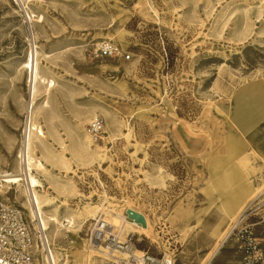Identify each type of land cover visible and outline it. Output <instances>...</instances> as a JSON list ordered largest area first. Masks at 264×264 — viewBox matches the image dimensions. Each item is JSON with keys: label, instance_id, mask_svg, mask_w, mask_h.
<instances>
[{"label": "rangeland", "instance_id": "374dc122", "mask_svg": "<svg viewBox=\"0 0 264 264\" xmlns=\"http://www.w3.org/2000/svg\"><path fill=\"white\" fill-rule=\"evenodd\" d=\"M28 5L36 16L35 44L48 55L39 59L54 82L50 98L58 135L69 145L67 131L77 138L90 134L93 120L104 122L101 137L91 142L101 148L102 158L74 163L67 175L77 187L75 196L57 197L37 174L41 190L57 197L52 208L61 216L99 207L79 228H62L65 237L58 246L69 264H115L128 257L118 250L105 257L106 247L91 241L99 217L120 222L112 228L133 234L137 250L158 256L172 252L175 264H205L219 236L234 224L212 264H240L236 235L248 224L255 223L253 232L264 249L259 215L236 223L257 195L264 172L259 0H28ZM246 9L258 34L240 41L232 36L233 24ZM22 11L19 0H0V171L17 168L18 174L30 74L21 65L32 50ZM103 39L113 40L131 58L95 57L93 50ZM38 96L45 98V92ZM92 114L96 117L90 121ZM37 123L45 130L42 118ZM112 123L120 133H113ZM245 168L251 174L247 181ZM158 174L161 185L154 182ZM1 189L2 197L30 217L23 186ZM128 208L146 216L148 231L120 221L117 216H126Z\"/></svg>", "mask_w": 264, "mask_h": 264}, {"label": "bare ground", "instance_id": "6f19581e", "mask_svg": "<svg viewBox=\"0 0 264 264\" xmlns=\"http://www.w3.org/2000/svg\"><path fill=\"white\" fill-rule=\"evenodd\" d=\"M257 18L264 23V0H259ZM229 20L230 19L225 22V27L228 26ZM233 25L234 27L232 36L237 37L240 41L249 39L252 35L258 34L257 32H255L254 23L251 18L249 9H246L244 11V16L243 18H241V21L238 20ZM39 56H46L48 58V55L45 54L43 50L39 51V49H36L30 57L26 56L23 65H21L22 68L25 69V71H28L30 73L28 79L30 81V87L31 84H33L34 90V107L32 113L34 122L32 123V126L35 127V130L33 133L31 131L32 134L29 135L27 146L29 148V166L32 167L35 173L30 174V179L28 180V184L30 187L29 191H31V193H33L35 196L38 212L41 215L44 227L47 229V235L51 244L52 254L55 262L58 264H69V261H67L66 253L62 251L58 246V243L62 240L63 237H65V233L62 231V228L65 226L70 229H75L76 227L79 228L80 226H82L81 223L86 221L89 217H93L95 215V213L99 210V207L85 206L77 212L69 211L67 214L65 213L64 216H61L58 213L57 207L53 206L52 208V205L54 199L57 197H64L65 199H67L68 197H73L78 193L75 184L70 179H67L69 171L72 170V165L74 163L81 165L91 164L96 160H100L102 158L101 153L103 152L100 150L101 148H97L98 146L94 148L91 146V142L94 137L90 134L86 133L85 135L74 138L71 134V132H73L72 129L67 131V133L69 134V145H67L62 137L58 135V130L55 126V122L57 120V112H55V110L53 109L51 103L52 99L50 98L51 87L54 82L51 79L50 72L42 68ZM42 90L43 92H45V98L38 96ZM37 96L39 98H37ZM95 117L96 115L92 114L89 120L91 121V119ZM39 118L43 119V126L45 127V130H43V127L40 123H37V121H39ZM111 126H114V134L121 132L118 124L112 123ZM50 137H53L55 139L59 147L62 149L61 151H58L51 146V144L49 143ZM19 169V174L17 173V168L14 171H0V191L2 190L1 188H4L5 186L9 188H11V185H16V187L18 188L22 186V182L19 176L21 172L20 166ZM56 169L61 173L66 172V174L64 176L55 174L54 170ZM38 173H40L44 177L46 182L50 184L49 188H53L54 192L57 194V197L50 196L45 190H41L44 188V184L39 180V177L37 175ZM249 175H251L249 169L245 168V181L249 179ZM154 182L155 184L159 185L163 184V178L161 174H158ZM22 190L25 192L26 189ZM254 200L255 198L253 199V201ZM253 201H251L250 204L245 208L240 217L236 220V223H238V221L240 222L246 209L253 204ZM26 208L30 212L31 221L35 226H37V222L35 221L37 219L35 206L28 198L26 200ZM128 209L134 210L132 208ZM126 211V216L122 213L117 216L120 221H123V223L125 225H128L130 228H139L143 231L149 230V223L144 214L141 213L146 219V227H143L133 219H130ZM104 221L115 226L116 228L121 225L120 222L117 223V220L115 218L111 220L104 218ZM234 227L235 224L231 226L226 233L219 236L217 246L208 256L205 264L213 263L220 249L225 246L230 237L233 235ZM69 231L70 230H68L67 232ZM120 253L128 255V253L124 251H121ZM137 253H139V250H137ZM103 254L105 257L114 256L112 255V252H108L107 249ZM86 259H89V256Z\"/></svg>", "mask_w": 264, "mask_h": 264}, {"label": "built area", "instance_id": "2783aa9c", "mask_svg": "<svg viewBox=\"0 0 264 264\" xmlns=\"http://www.w3.org/2000/svg\"><path fill=\"white\" fill-rule=\"evenodd\" d=\"M19 1L30 31L29 35L32 42L30 57L37 49L36 47H38L35 44L32 26L36 16L29 9L28 0ZM93 54L101 59L119 58L121 56L127 60L131 58L130 53L124 52L111 39L101 40L94 48ZM28 86V107L20 131L16 154L21 168L20 179L22 186L28 192L29 199L35 206L37 226L33 224L25 208L0 195V264H58L53 257L47 229L44 227L41 215L38 212L35 196L29 191L28 180L30 179V174H33V169L29 166V148L27 144L29 135L35 130V127L32 126L34 122L32 116L34 90L33 84L30 87L29 79ZM88 130L95 139L100 138L104 131L103 120L99 118L93 120L88 125ZM261 177L258 180L261 185L255 200L246 209L245 213L247 214L245 215L244 213L245 216L243 215V217L259 215V223H264V172ZM254 225L255 223L248 224L238 229L236 239L240 243V249L243 254L240 264H262L264 261V249L262 243L253 232ZM111 228V224L105 222L104 218L99 217L92 231L91 241L104 245L108 252L120 250L128 253L127 258L120 259L115 264H175L176 259L172 252H163L158 256L145 249L139 250V253H137L133 234L122 235L121 232H116Z\"/></svg>", "mask_w": 264, "mask_h": 264}, {"label": "water", "instance_id": "95a60500", "mask_svg": "<svg viewBox=\"0 0 264 264\" xmlns=\"http://www.w3.org/2000/svg\"><path fill=\"white\" fill-rule=\"evenodd\" d=\"M126 212L130 219H133L135 222L141 224L143 227L147 226L146 219L141 213L131 209H127Z\"/></svg>", "mask_w": 264, "mask_h": 264}, {"label": "crops", "instance_id": "0c3cea01", "mask_svg": "<svg viewBox=\"0 0 264 264\" xmlns=\"http://www.w3.org/2000/svg\"><path fill=\"white\" fill-rule=\"evenodd\" d=\"M254 136H255V139H254V141L256 142V141H257V138H258V136H260V131H256V132H255V134H254Z\"/></svg>", "mask_w": 264, "mask_h": 264}]
</instances>
